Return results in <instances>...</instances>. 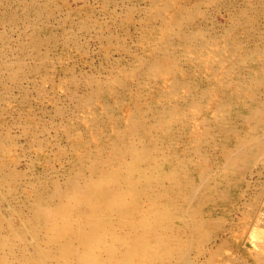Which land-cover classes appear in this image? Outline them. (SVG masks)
Instances as JSON below:
<instances>
[{
    "label": "bare ground",
    "instance_id": "1",
    "mask_svg": "<svg viewBox=\"0 0 264 264\" xmlns=\"http://www.w3.org/2000/svg\"><path fill=\"white\" fill-rule=\"evenodd\" d=\"M247 225L264 0H0V264H264Z\"/></svg>",
    "mask_w": 264,
    "mask_h": 264
},
{
    "label": "rangeland",
    "instance_id": "2",
    "mask_svg": "<svg viewBox=\"0 0 264 264\" xmlns=\"http://www.w3.org/2000/svg\"><path fill=\"white\" fill-rule=\"evenodd\" d=\"M216 15V14H215ZM216 20H218V21H224V18H223V16H216ZM91 44H94V42H91ZM94 52V51H93ZM93 52H91L90 51V53H88V56H89V58L87 57V54H86V58H87V60H91L92 59V57H93V66L95 65V63H97V61H98V58L96 57V56H91L90 54H93ZM91 56V57H90ZM96 58V59H95ZM77 59V60H76ZM73 61H75L76 60V62L78 63V65H77V68L79 69V70H82V71H89L91 68H90V66H92L91 64L89 65L88 64V62L87 61H84V60H81V58H80V56H78L77 54L75 55V59H72ZM95 61V62H94ZM79 62H81V63H79ZM85 62V63H84ZM82 65V67H81V65ZM88 64V65H87ZM96 66V65H95ZM89 67V68H88ZM89 69V70H88ZM238 216H239V214H238ZM239 217H241V215L239 216ZM237 218V217H236ZM244 228V229H243ZM240 227L239 229H238V231H236L237 233L236 234H234L231 238H230V240H231V244L233 245V246H240V243H239V241H241V240H239L238 238H239V236H242V234L244 235L243 237H244V239L243 240H245L244 241V244H245V246H246V248H247V250L248 251H250V252H253V251H256V250H258V246L257 245H260V244H263L264 243V234H263V236H262V233H264V228L262 229V228H255V227H252L251 225H247V227ZM247 228V229H246ZM246 229V230H245ZM255 229V230H254ZM242 230V231H241ZM242 233V234H239V233ZM254 233V234H253ZM256 233V234H255ZM239 234V235H238ZM263 239V240H262ZM261 241H263V242H261ZM242 242V241H241ZM261 242V243H260ZM248 248H251V249H248ZM223 253H226V250H224L223 251Z\"/></svg>",
    "mask_w": 264,
    "mask_h": 264
}]
</instances>
